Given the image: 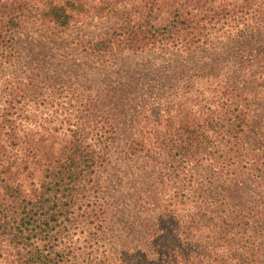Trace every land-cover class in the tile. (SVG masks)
<instances>
[{
	"label": "trees",
	"instance_id": "16d2710c",
	"mask_svg": "<svg viewBox=\"0 0 264 264\" xmlns=\"http://www.w3.org/2000/svg\"><path fill=\"white\" fill-rule=\"evenodd\" d=\"M118 261L264 264V0H0V264Z\"/></svg>",
	"mask_w": 264,
	"mask_h": 264
},
{
	"label": "rangeland",
	"instance_id": "374dc122",
	"mask_svg": "<svg viewBox=\"0 0 264 264\" xmlns=\"http://www.w3.org/2000/svg\"><path fill=\"white\" fill-rule=\"evenodd\" d=\"M32 36V38L34 39V38H36L37 39V41H38V38L37 37H35L36 35L35 34H32L31 35ZM35 39V40H36ZM37 41H35L34 42V45H35V47H37V48H39V45H40V43H38ZM40 49H41V47H40ZM259 104H261V105H263L262 104V102L260 103V102H258ZM134 166H137V165H134ZM132 167L130 170H129V173H131V174H135L136 173V168L135 167ZM156 200H157V202H163L162 200L164 199V198H155ZM111 248L112 249H114L113 250V256H115V257H117L118 256V252H120L121 251V248L119 247V245H113V246H111ZM116 264H120V262L118 261ZM124 264V263H123Z\"/></svg>",
	"mask_w": 264,
	"mask_h": 264
}]
</instances>
